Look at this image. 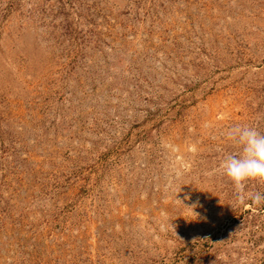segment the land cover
Masks as SVG:
<instances>
[{"label":"rangeland","instance_id":"1","mask_svg":"<svg viewBox=\"0 0 264 264\" xmlns=\"http://www.w3.org/2000/svg\"><path fill=\"white\" fill-rule=\"evenodd\" d=\"M236 124L264 134V0H0V264H264Z\"/></svg>","mask_w":264,"mask_h":264},{"label":"clouds","instance_id":"2","mask_svg":"<svg viewBox=\"0 0 264 264\" xmlns=\"http://www.w3.org/2000/svg\"><path fill=\"white\" fill-rule=\"evenodd\" d=\"M225 139L237 150L223 155L218 170L232 182L239 203L247 199L264 205V193L245 196L247 182H264V134L254 126L236 124L226 130Z\"/></svg>","mask_w":264,"mask_h":264}]
</instances>
